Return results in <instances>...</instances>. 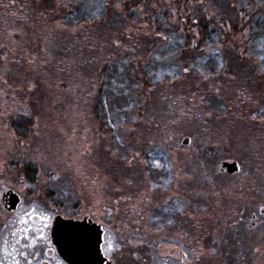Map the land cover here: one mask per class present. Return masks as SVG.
Here are the masks:
<instances>
[{
  "label": "rangeland",
  "instance_id": "rangeland-1",
  "mask_svg": "<svg viewBox=\"0 0 264 264\" xmlns=\"http://www.w3.org/2000/svg\"><path fill=\"white\" fill-rule=\"evenodd\" d=\"M36 1L37 4L32 3L31 0H0V10L3 11L0 12V135L4 133L1 128L4 118L10 112H20L21 105L29 103L30 94L28 92H31L36 86L38 77L40 89L36 102L39 104L37 132L40 138H32L27 145L21 146L18 144L19 141H15V143L8 137L6 142L0 143V149L12 152L31 151L33 148H36V151L40 150L41 155L48 156L50 159L47 164L53 168L54 176L60 177L61 181H56V200L66 206L64 210L66 215H79L80 201L85 200V207H92L97 216L100 208L96 210V207L97 204L100 205L105 221L104 226L112 227V223L109 224L108 221H111L113 207L119 206L120 217H123L129 214L127 210L130 202L138 204L136 197L144 193L148 187L144 185V173L149 167L139 163L131 167L126 166L122 160L114 158L111 153L117 151L118 148L122 150L127 145L131 151H141V159L150 160L152 157L161 159V154H163V157L169 158L175 165L174 172L181 174L183 167L191 168L193 164L189 159L191 154L186 151L190 148L180 143L183 136H190L193 140L197 135L200 138H208L228 132V120L223 107L220 106L226 98L224 86L226 76L223 74L222 76L221 74L218 76L209 75L210 79L207 81L199 78V88H195V76L175 80L171 83L167 81L160 83L151 76L155 83L154 87L150 89L153 94L151 102L147 101L150 98L149 94L146 98L144 96L133 98L134 95L124 92L112 95L107 91L106 94L105 90H100L102 78L99 70L102 64L111 63L114 58L120 60L125 56L132 70L136 69L134 66H137L141 53L132 44L134 37L138 35L137 28H146L145 21L138 18L135 22L126 24L125 34L122 38L115 34L110 39H104L98 35L89 36L87 27L88 25L91 27L92 23L87 22L86 24L85 21L73 24L69 21L70 15L67 14L70 13L71 4L76 0H63V4L67 7H62L60 0H55L49 3L50 8L47 0H42L43 10H39L37 15L32 7L39 9L41 1ZM252 1L254 5L241 11L239 15H235L236 19L242 20L239 19L236 24L239 28H243L239 33L241 36L238 38L249 40L246 41L248 53L264 54V27L260 30L257 26L243 27L245 24L244 12L250 13L255 11L252 9L260 8L264 13V0ZM163 3L160 2L158 6L161 7ZM143 5L141 2L133 13L148 12V6ZM194 5L192 12L197 11L199 3L194 2ZM172 8L175 13L171 20L166 19L164 22V34L170 38L175 35L177 39L185 41V38L181 39V34L179 38L176 35L181 29L177 30L178 32L174 30L177 25L181 24L180 14L182 13H179V8ZM202 9L209 11V17L214 14L215 18H212L214 20H218L220 11H229L230 13L228 16L221 15L220 18L223 19L229 18L239 11L236 8H219L217 5H204ZM168 10L169 6H164L159 12ZM87 12L89 11L87 10ZM91 12L96 13V9L92 8ZM261 18L262 15H257L254 20L260 22ZM61 25H67L69 30L60 27ZM249 25H254V23ZM170 28L173 33H167ZM92 33L94 34L93 31ZM253 34L259 35L258 40L252 39ZM218 35V32H215L207 44L214 46ZM159 43L160 41L157 42L155 50L158 52H160ZM105 47L107 49L110 47V50L103 57L101 52ZM229 49L232 51L229 46L223 47L221 55L227 54L226 51ZM97 50L99 51L97 52ZM218 67L219 65L216 66V68ZM155 69L154 71L159 70V68ZM8 71H22L24 78L9 79L5 75ZM107 86H110L112 91L116 87L115 84ZM216 88L220 89L219 93L215 91ZM7 94L10 99L6 97ZM247 100L249 106L252 100L251 102L249 99ZM105 101H109V103L106 104ZM207 111H213L214 116H205L204 113ZM194 112L195 114L199 113L198 121L199 124L203 123L204 128L192 133ZM134 117L139 119H133ZM211 120L215 124L213 127ZM112 124L125 125L134 131L127 132L123 127L117 130L112 127ZM117 137H122V139ZM202 144L208 146V143L202 142ZM86 145L87 148L84 149ZM142 149L148 151L144 152ZM84 154L88 176L86 185L83 183L81 185L80 173L82 162L85 160ZM162 162L166 161L162 160ZM133 167H137L142 174L137 175V170ZM150 173L154 178L156 176L158 178V173L165 174L162 169H151ZM123 179H132L133 183L131 185L123 184ZM185 188L179 189L182 193L181 201L173 198L169 202V206L174 204L180 207L182 201L186 199L191 202L187 213L190 215L193 207L191 195L194 191L191 190V186ZM116 189H121V191L117 192ZM205 193L207 196H203L205 206L201 208V211L204 210L201 214H215L217 218L219 215H224L223 212L214 208V205L212 208L210 207L215 198L212 195L209 196L211 192L206 191ZM150 195L154 197V203L159 202V194L155 189ZM123 196H131L132 199L125 200L122 199ZM217 198L215 202L221 197ZM117 201H119L118 204ZM141 207L146 211H143L141 215L147 214L149 208H151V212L157 210L147 201ZM115 214L118 212L115 211ZM143 224L144 220L139 223V225ZM259 231L262 234L259 236L261 242L258 246L264 249V227ZM120 248L122 249L121 243ZM139 252L136 250V255ZM260 253V262L264 263V250Z\"/></svg>",
  "mask_w": 264,
  "mask_h": 264
},
{
  "label": "flooded vegetation",
  "instance_id": "flooded-vegetation-1",
  "mask_svg": "<svg viewBox=\"0 0 264 264\" xmlns=\"http://www.w3.org/2000/svg\"><path fill=\"white\" fill-rule=\"evenodd\" d=\"M244 1L247 2L241 0V3ZM249 7L242 6L239 13L227 17L229 29L232 28L230 23L231 20L235 19V15L240 14L241 11L247 10ZM32 8L37 15L39 10L36 7ZM252 10L255 11L244 12L245 24L243 27L257 26L258 30L263 29L264 13L260 8ZM0 12L3 11L0 10ZM224 14L230 15L228 11H220L218 19H221L220 16ZM254 15H262L260 22L254 20ZM247 18H249L248 22ZM250 23H254V25H249ZM241 29L243 28L236 25L234 36L230 35L228 38L216 39V42L223 45V47H231L232 51L229 49L226 51L227 54L213 58L218 61V65L221 62L224 64L222 69L224 70L223 75L226 76L224 81L226 98L222 104H219L223 107L228 120V132L208 138L203 136V138H200L197 135L196 139L193 140L186 135L180 140L183 146L190 148L186 151L190 152L191 157L189 159L193 163L191 168L183 167V172H181L182 176L186 174L188 177H193V179H184L179 183V189L191 186V190L194 191L191 195L192 214H177L174 225H162L163 230L160 231L157 230V226L162 224L157 219L161 214L158 209L151 212V208H149L147 214L136 215L133 212L135 204L130 202L127 210L128 216L120 217L119 211H116L119 206L113 207L111 228L117 234L122 247V249L120 248L121 251H118L113 257V264H164V260H167V264H264L260 262L261 258L259 256L260 251L264 249L258 246L261 242L259 236L262 234L259 230L264 227V223H261V221H264V215L257 211V205L264 201V120H261L258 115L261 107H264V72L260 71L257 63L261 54L248 53V44L246 43L248 39L238 38L241 36L239 34ZM212 31L215 32L216 30ZM214 32L211 34H215ZM258 36V34H253L252 39L258 40ZM206 42L209 43L210 39ZM22 74H24L22 71H8L5 73L9 79L13 80L17 77L24 78ZM194 78L195 88H199L200 77L195 76ZM39 89L37 77L36 86L31 92H28L30 94L28 97L29 103L24 105L21 103L20 112H10L4 118L1 125L4 133L0 135V143L6 142L7 138L10 137L12 141H19L18 144L24 146V144L27 145L30 139L39 137L37 132L39 104L36 102ZM197 92L199 93V90ZM249 96L252 97V102L250 100L251 103L249 102L248 106L247 99ZM6 97L8 98L9 94ZM253 116H257V119H252ZM198 118L199 113L195 114L194 112L192 133L204 128L203 123L199 124ZM211 123L213 127L215 124L212 120ZM7 133L8 136H6ZM202 142L208 143V146L203 145ZM86 148L87 145L84 146V149ZM39 152L40 150L36 151V148L31 151L15 152L0 149V239L12 241L13 237L10 233L18 227H23L19 224V219L34 204L47 209L54 207L56 211L49 212L53 219L50 221V228L46 230V239H39L38 229L41 226L38 221H32L33 236L37 238L35 247L28 248V251L33 253L28 257L32 260V264H106L103 251L106 227L104 226L105 221L101 206L97 204L96 210L100 208L97 216L94 214L92 207H85V200H83L80 201L79 215H66L64 211L66 206L56 200V181L50 179L55 174L50 164H47L50 159ZM83 158L85 160L82 162L80 173L82 182L80 184L86 185L88 168L85 154ZM233 161H236L238 168L232 173L227 170V166L224 164ZM134 168L137 170V175L142 174L137 167ZM148 169L144 173V185L148 186L147 181L149 180L159 183L161 181L159 176L158 178L157 176L156 178L152 177L150 169L149 172ZM205 175L213 178L214 189L204 179ZM163 176L165 180L170 178L166 173ZM224 189H227V192ZM206 191L221 192L219 195L221 198L216 202L215 199L218 198L209 193V196L212 195L215 198L210 207L212 208L214 205V208L223 212L224 215H219L217 218L215 214H201L204 211H201V208L205 206L203 196H207ZM200 192L201 194L198 195ZM207 210L209 211V209ZM115 211L118 214H115ZM153 213H155L154 216ZM238 213H243L240 226L234 223L239 219ZM254 214L259 219H255ZM56 218H62L66 221L71 220L78 223L80 229H82L81 231L65 232L66 239L64 241L68 246L66 250L74 248L76 252H87L89 249L96 247L93 254L86 255L84 260L78 259L79 261H77L75 259L73 262L67 260V257L63 256V252L61 253L60 246H58L61 241L55 239L53 224ZM143 220L144 224L139 225ZM230 224L232 225L231 228L228 227ZM253 224L255 227H253ZM91 225L93 226L92 229L89 228ZM121 227L126 229L123 230ZM99 231L101 232L100 235ZM185 233L187 235H184ZM97 234L100 236L98 249L97 241L94 240ZM219 236H223L227 240V244L220 240ZM88 239L92 240L89 241ZM140 240H143L144 243H129V241ZM197 240L206 245L215 240V246L221 249L222 252L216 257H205L202 261H193L190 256L187 258L182 257L181 250H188L189 247L195 245ZM136 250L140 251L137 255ZM170 250L174 255L163 258L157 255L161 251L167 253ZM21 251H23L22 247ZM2 257L3 254L0 253V258ZM137 257H140V259L137 260ZM20 259L21 264H23V257Z\"/></svg>",
  "mask_w": 264,
  "mask_h": 264
},
{
  "label": "snow or ice",
  "instance_id": "snow-or-ice-1",
  "mask_svg": "<svg viewBox=\"0 0 264 264\" xmlns=\"http://www.w3.org/2000/svg\"><path fill=\"white\" fill-rule=\"evenodd\" d=\"M81 5L90 12L92 20H98L103 18L109 10H118L123 11V0H80ZM60 4L62 7H67V5L63 4V0H60ZM95 8L96 13H92L91 9ZM215 15L213 14V17ZM60 27L69 30L67 25H61ZM74 30V29H71ZM189 31H194L189 29ZM196 37H199L198 32H194ZM158 40L160 41L158 48L160 52L158 55H155L153 58V65L156 66L159 64V70L149 73V75L153 76L154 80L159 81L160 83H164L167 81L171 83L175 80H180L187 78L189 76H199L200 79L207 81L210 79V76L207 73L208 65L204 64L203 61L207 60L209 56L218 57L222 54L223 45L218 42H214L213 45L205 44L203 49L200 48L199 43L193 42L191 45H186L185 41L177 39L175 35L170 38L168 35H165L163 32L156 33ZM119 46V42H116ZM260 71L264 72V54L259 55L257 61ZM219 67L222 69L223 64L221 63ZM124 91V86L122 83L117 84L116 87L113 88V94H122ZM215 91L219 93L220 89L216 88ZM249 100H252V97H248ZM105 103H109V101H105ZM259 103V102H257ZM27 114V113H26ZM207 117H213V111H207L204 113ZM259 118L264 120V107H261L259 112ZM133 119H139L138 117H134ZM252 119H257V116H253ZM114 129L119 130L120 128H125V131L131 132L134 129L127 128L125 125L112 124ZM118 139H122V137H117ZM139 143V142H138ZM142 151L147 152V149H142ZM111 155L118 159L122 160L126 166H133L136 163L141 165L148 166L151 169L156 170H164L166 174L169 175V179H164L163 175L158 173L159 179L163 181L162 183H154L153 181H147L148 187H146L145 192L139 194L136 199L138 204L133 207V212L136 215H141L144 211L143 205L146 201L149 205H152L155 209L160 211V215L157 217L159 221L162 222L161 226H157V230L162 231V225H174L175 218L177 214H187L190 201L183 200L180 207L176 205L169 206V202L175 198L177 201H181V193L179 191V183L181 180L188 179L191 180L193 177H188L186 174L181 175L179 172H174L175 165L172 161L163 157L161 154V159H157L152 157L149 159H141V151H131L127 145L124 148L117 149V151L112 152ZM166 161V162H162ZM51 180L57 181L60 179L58 176L50 177ZM107 179V178H105ZM204 179L212 185V188H215V183L212 177L205 175ZM123 184L131 185L133 183L132 179H123ZM155 189L159 194V202L154 203V197L150 195L152 190ZM117 192H120L121 189H116ZM227 192V189H224ZM167 194V195H166ZM201 193H198L200 195ZM212 195L219 197L220 193L212 191ZM122 199L131 200V196H123ZM119 201H117V204ZM95 206V205H94ZM55 212L56 209L52 207L51 209L41 208L38 205H33L29 211H25L23 216L19 219V224L23 225V227H18L15 231L11 232L10 235L13 237L10 242L7 239H0V253L3 254V257L0 258V264H21V257H23V264H32V260L28 259L30 253L28 248H34L37 238L33 236V224L32 221L36 220L40 224L39 231V239H46V230L50 228V221L53 219L49 212ZM119 211V209H116ZM257 211L264 215V201H261L257 205ZM167 214V215H164ZM108 215V213H105ZM155 213H153V216ZM239 219L234 221L237 226H240L243 220V213H238ZM152 218L151 216L149 217ZM255 219H259V217H255ZM110 224L111 221L109 220ZM264 223V221H261ZM231 224L228 225L231 228ZM253 227L255 225L253 224ZM184 235H187L186 233ZM220 240H223L225 244H227V240L223 236L218 237ZM129 243H138L143 244L144 241H129ZM216 241L213 240L211 244H201L198 240L196 241L194 246L188 248V250H181V255L184 258L191 257L193 261H202L205 257H216L218 254L222 252L221 249H218L216 246ZM21 247L23 251H21ZM134 250V249H133ZM104 255L106 257V264H113V257L116 255L120 249V241L118 239L117 234L114 233V230L111 227H106V237L103 245ZM259 251V249H257ZM159 257L163 258L166 256L174 255L171 250L169 252L161 251L157 254ZM140 257H137L139 260ZM164 264H167V260H164Z\"/></svg>",
  "mask_w": 264,
  "mask_h": 264
},
{
  "label": "trees",
  "instance_id": "trees-1",
  "mask_svg": "<svg viewBox=\"0 0 264 264\" xmlns=\"http://www.w3.org/2000/svg\"><path fill=\"white\" fill-rule=\"evenodd\" d=\"M40 1L41 3L39 5L41 7H39L38 10H43L42 0ZM54 1L55 0H47L48 4ZM246 1V3L245 1L241 3V0H167V3L166 0H123V11L109 10V12L105 16H103V18L92 20L90 19V13L87 12V10L81 5L80 0H76L75 3L71 4L70 13H68L67 15H70L69 21L73 22V24H75V22L82 23L85 21L86 24L87 22L92 23L93 25L91 27H89V25L87 27L89 36L98 35L104 39H110L115 34L120 35V37L122 38L125 34L124 28L126 27V24L135 22L138 18L139 20L145 21L146 28H137L138 35L134 37V43L132 44V46H135L141 53L139 55L140 59L137 61V66H134L136 69L132 70V68L129 66V62L126 61L127 57L125 56L120 60H116L114 58L111 63L102 64L99 70V74L102 78L100 90H105V93L109 91L112 93V95H114L111 87L107 85L113 86L115 84L116 86L117 84L122 83L124 86V93L131 94L132 96L134 95L133 98H135L136 96L139 98L144 96L146 98L149 94L150 98L147 101L151 102L153 101V94L150 89L154 87L155 83L153 82V79H151V75H149V73L154 72L155 68H159V64H157L156 66L153 65L154 56L159 54L158 51H155L157 48V42L159 41L156 33H164V22L166 21V19L171 20L175 13L172 7L179 8V13H182L180 14V17H182V26H180V24L179 26L177 25L174 28V30L176 31L181 29L180 32L177 31V37L179 38L182 35L181 39L185 38L184 40L186 45H191L195 41L199 43L200 48L203 49L205 47V44L207 43L206 41L209 40L213 35L211 34L214 32L212 30H216L215 32H218L219 35L217 36V39L228 38L230 35L234 36L236 34V24L240 18L231 20L230 25L232 28L229 29L227 26V18L214 20L212 19V15L211 17H209V11L203 10L202 7L204 5H217L219 6V8H236L240 11V8L243 5H254V2L252 0ZM31 2L37 4L36 0H31ZM141 2H143L144 5L148 6V12H145L143 14L133 13L134 10H137L138 5ZM160 2L165 3H163L162 6L159 7L158 4ZM194 2L197 4L199 3V6L197 7V11L192 12L191 10L193 9V6H195ZM239 4L240 6H237ZM164 6H169V10L162 11L160 13L159 11ZM239 11H237V13H239ZM195 20H197V22H195ZM189 29H192L194 31H189ZM92 31L94 32V34L92 33ZM168 32L173 33V30L170 28L167 33ZM194 32H198L199 37H196L194 35ZM144 33L145 35H143ZM109 50L110 47H108V49L105 47L101 52V55L104 57L107 51L109 52ZM98 51L99 50H97V52ZM203 63L208 65V75L221 74L222 76V74L224 73L223 69L219 67L216 68L219 63L213 58L209 57L207 60H204ZM221 63L223 64V62Z\"/></svg>",
  "mask_w": 264,
  "mask_h": 264
},
{
  "label": "water",
  "instance_id": "water-1",
  "mask_svg": "<svg viewBox=\"0 0 264 264\" xmlns=\"http://www.w3.org/2000/svg\"><path fill=\"white\" fill-rule=\"evenodd\" d=\"M227 166V170L229 172H234L236 171L235 169H237V163L236 161H233L232 163H226L224 164ZM60 218V217H59ZM59 218H56L55 221H54V224H53V231L55 232V239L57 241H61V243H58V246H60V249L62 250L61 253L63 252V256L64 257H67V260L69 261H75V259L77 261H79L78 259H83L84 260V257L86 255H89V254H93V251L96 249V247L93 249H89L87 252L85 251H81V252H76L75 249H71V250H66V247L67 246V243L64 241L66 238H65V232L67 231H71V232H74V231H81L82 229H80L78 223H75L71 220H65V219H59ZM89 228H93V226L91 225ZM100 231H99V235H100ZM100 236H98V234L96 235V237L94 238L95 241H97V249L99 247V243H100ZM83 238H85L83 236ZM89 241L92 240V239H88ZM95 245V246H96ZM76 247V246H75ZM97 252V251H95Z\"/></svg>",
  "mask_w": 264,
  "mask_h": 264
}]
</instances>
